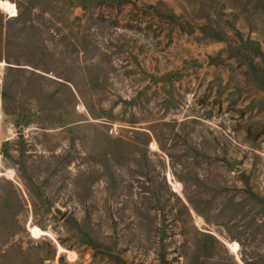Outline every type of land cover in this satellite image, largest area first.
Returning a JSON list of instances; mask_svg holds the SVG:
<instances>
[{
    "label": "rangeland",
    "instance_id": "374dc122",
    "mask_svg": "<svg viewBox=\"0 0 264 264\" xmlns=\"http://www.w3.org/2000/svg\"><path fill=\"white\" fill-rule=\"evenodd\" d=\"M0 9V264H264V0Z\"/></svg>",
    "mask_w": 264,
    "mask_h": 264
},
{
    "label": "trees",
    "instance_id": "16d2710c",
    "mask_svg": "<svg viewBox=\"0 0 264 264\" xmlns=\"http://www.w3.org/2000/svg\"><path fill=\"white\" fill-rule=\"evenodd\" d=\"M3 17H4L3 12L0 9V43H2L3 40L5 42V39H3V36L5 35L6 32L3 31V28H4ZM1 60L2 59L0 57V61Z\"/></svg>",
    "mask_w": 264,
    "mask_h": 264
},
{
    "label": "water",
    "instance_id": "95a60500",
    "mask_svg": "<svg viewBox=\"0 0 264 264\" xmlns=\"http://www.w3.org/2000/svg\"><path fill=\"white\" fill-rule=\"evenodd\" d=\"M21 128H22V127H21ZM56 212H57V213H61V209L57 208V209H56Z\"/></svg>",
    "mask_w": 264,
    "mask_h": 264
}]
</instances>
